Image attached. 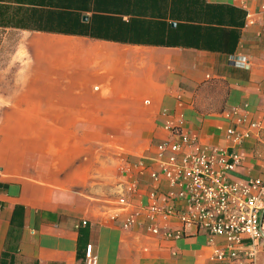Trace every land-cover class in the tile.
<instances>
[{"label": "crops", "instance_id": "obj_1", "mask_svg": "<svg viewBox=\"0 0 264 264\" xmlns=\"http://www.w3.org/2000/svg\"><path fill=\"white\" fill-rule=\"evenodd\" d=\"M263 4L0 0V28L21 35L0 73V264H84V241L97 264H217L222 237L196 227L169 237L183 227L177 215L151 218L149 193L169 186L149 173L156 145L177 136L170 120L203 145L237 151L230 180L264 181ZM243 104L238 129L248 135L235 145L225 112ZM259 223L254 264H264V207Z\"/></svg>", "mask_w": 264, "mask_h": 264}, {"label": "built area", "instance_id": "obj_2", "mask_svg": "<svg viewBox=\"0 0 264 264\" xmlns=\"http://www.w3.org/2000/svg\"><path fill=\"white\" fill-rule=\"evenodd\" d=\"M260 8L264 10V4ZM251 23L252 15L247 14L246 24ZM229 62L244 69L250 65L246 55H231ZM246 106L238 105L225 112V117L231 121L225 134L235 145L248 135V129L245 132L238 129L247 120ZM255 127H258L257 123H249V128ZM165 128L177 136L156 145L158 168L151 170L149 175L154 185L165 179L169 190L164 194L157 190L149 193L151 218L159 214L177 215L183 227L166 232L169 237L182 236L186 227H196L209 235L222 237L225 246L216 248L213 255L217 264H254L253 247L262 234L259 213L264 207V181L258 178L244 182L230 180L228 175L239 162L237 151L203 145L197 139L180 133L170 120L165 121ZM136 166L142 169L145 163L139 161ZM126 190L130 194L135 187L129 185ZM176 199L185 203L183 208L171 206ZM118 200L123 205L127 204L126 194H121ZM132 222L133 217L130 216L124 226L128 227ZM151 231L158 233V228L153 226ZM242 246L245 249H241ZM84 264H97L91 244H86Z\"/></svg>", "mask_w": 264, "mask_h": 264}, {"label": "rangeland", "instance_id": "obj_3", "mask_svg": "<svg viewBox=\"0 0 264 264\" xmlns=\"http://www.w3.org/2000/svg\"><path fill=\"white\" fill-rule=\"evenodd\" d=\"M21 39L20 33L0 28V73H6L14 55L15 43ZM3 101L0 98V106Z\"/></svg>", "mask_w": 264, "mask_h": 264}, {"label": "trees", "instance_id": "obj_4", "mask_svg": "<svg viewBox=\"0 0 264 264\" xmlns=\"http://www.w3.org/2000/svg\"><path fill=\"white\" fill-rule=\"evenodd\" d=\"M0 188H2L3 190L4 189H6L7 188V186L5 185V184H0ZM81 224V223H80ZM79 224V226H78V230H79V245L80 244H82V240L84 239V238H86V232L85 231H83L82 229H81V225ZM86 242L84 241L83 242V250H82V253H80V249H79V253H78V258H83V261L85 262V247H86Z\"/></svg>", "mask_w": 264, "mask_h": 264}]
</instances>
